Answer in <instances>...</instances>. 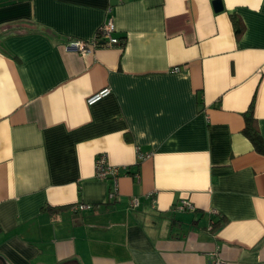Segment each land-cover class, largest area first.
<instances>
[{
	"label": "crops",
	"instance_id": "0c3cea01",
	"mask_svg": "<svg viewBox=\"0 0 264 264\" xmlns=\"http://www.w3.org/2000/svg\"><path fill=\"white\" fill-rule=\"evenodd\" d=\"M214 1L0 0L7 264H264V0ZM110 16L123 44L66 47Z\"/></svg>",
	"mask_w": 264,
	"mask_h": 264
},
{
	"label": "built area",
	"instance_id": "2783aa9c",
	"mask_svg": "<svg viewBox=\"0 0 264 264\" xmlns=\"http://www.w3.org/2000/svg\"><path fill=\"white\" fill-rule=\"evenodd\" d=\"M114 33H115V25L113 22V18L110 16L107 18L105 23L99 28L95 38L91 42H86L80 39H70L68 43L66 44V47L68 49H74L78 51L81 55H87L92 51L91 46H90L91 44L95 48L99 46L121 45L123 40L119 39L118 37H115ZM110 92H111L110 88L108 87L103 88L102 90L89 96L87 98V103L89 105H93L99 102L100 100H102L107 95H109ZM96 174L101 179H107L109 177H114V179L116 180L119 174V169L109 165L107 162L106 156L104 154H101L97 157ZM116 193H117V183L115 182V187H114L113 192H111V196L115 197ZM132 204L133 206H136L138 204V199L133 198ZM92 208H93V205L82 204V203H79L75 207L76 210H80V211L91 210ZM176 209L177 210H185V209L193 210L194 208L189 202L182 201L180 202V204L176 206Z\"/></svg>",
	"mask_w": 264,
	"mask_h": 264
},
{
	"label": "trees",
	"instance_id": "16d2710c",
	"mask_svg": "<svg viewBox=\"0 0 264 264\" xmlns=\"http://www.w3.org/2000/svg\"><path fill=\"white\" fill-rule=\"evenodd\" d=\"M19 1V0H18ZM231 20L233 23V28L235 32V36L239 38L244 30L245 26L238 15L235 13H231ZM119 39L125 40V36L118 37ZM124 41L121 43L123 44ZM255 99L253 98L250 105L248 106L247 110L244 112V128L242 130L243 134L249 139L251 142L254 150L264 156V138L261 134L257 118L255 116V106H254ZM64 207H51V206H44L43 210H48L52 214L57 213ZM226 219L221 217V219L216 223L217 225L225 222ZM0 264H3L0 261Z\"/></svg>",
	"mask_w": 264,
	"mask_h": 264
},
{
	"label": "water",
	"instance_id": "95a60500",
	"mask_svg": "<svg viewBox=\"0 0 264 264\" xmlns=\"http://www.w3.org/2000/svg\"><path fill=\"white\" fill-rule=\"evenodd\" d=\"M214 4H215V8H216L217 10H221V9H222V3H221L220 0H215V1H214ZM0 260L2 261L3 264H7V263L5 262V260H4L1 256H0Z\"/></svg>",
	"mask_w": 264,
	"mask_h": 264
}]
</instances>
